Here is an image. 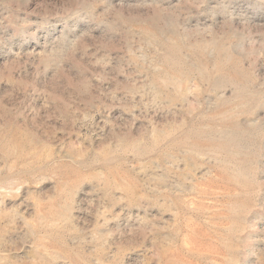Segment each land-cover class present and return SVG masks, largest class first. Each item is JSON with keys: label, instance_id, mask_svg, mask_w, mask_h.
<instances>
[{"label": "rangeland", "instance_id": "1", "mask_svg": "<svg viewBox=\"0 0 264 264\" xmlns=\"http://www.w3.org/2000/svg\"><path fill=\"white\" fill-rule=\"evenodd\" d=\"M0 264H264V0H0Z\"/></svg>", "mask_w": 264, "mask_h": 264}]
</instances>
